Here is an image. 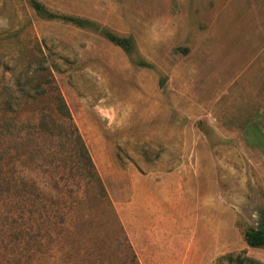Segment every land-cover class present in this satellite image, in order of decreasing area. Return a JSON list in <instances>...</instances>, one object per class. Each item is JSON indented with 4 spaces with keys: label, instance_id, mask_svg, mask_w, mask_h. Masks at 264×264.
Segmentation results:
<instances>
[{
    "label": "rangeland",
    "instance_id": "rangeland-1",
    "mask_svg": "<svg viewBox=\"0 0 264 264\" xmlns=\"http://www.w3.org/2000/svg\"><path fill=\"white\" fill-rule=\"evenodd\" d=\"M27 1L0 0V98L40 60L47 89L0 135V264H264V0H37L86 26Z\"/></svg>",
    "mask_w": 264,
    "mask_h": 264
},
{
    "label": "trees",
    "instance_id": "trees-1",
    "mask_svg": "<svg viewBox=\"0 0 264 264\" xmlns=\"http://www.w3.org/2000/svg\"><path fill=\"white\" fill-rule=\"evenodd\" d=\"M27 2L36 16H39L41 19H60L77 26H86L88 24L87 20L79 17L52 13L37 0H28ZM106 35L113 43L122 47L124 50L129 48L130 41L128 38L118 37L109 32H106ZM46 69L47 67L44 64V60H40L30 70L20 68L14 76L12 85H9L8 87L1 86V88L8 89L9 92L4 97L0 98V105H2V107H0V135H3V130L8 131L13 127L17 128V130L21 129L17 126V115L14 114V112H16L15 108L19 105L22 97L30 94L34 97L47 89L45 87L41 88L40 83L37 81L31 85L28 84L32 81L34 74L44 72ZM23 78L27 79L22 81L21 79ZM47 83L49 84L50 80H47ZM48 87H52V85L49 84ZM54 101V111L57 116V121L55 122L57 123V126L60 127L59 130L63 131L65 128L63 134L67 137L71 144V154L76 159L75 167L77 168V173H84L86 178L90 180L94 179L96 174L93 163L80 134L71 122L72 117L64 99L60 94H57L55 95ZM47 121L46 116L41 115L38 121L28 128L46 131L48 129ZM52 122L54 121L52 120ZM244 240L250 247H264V213L261 214V220L258 226L249 227L245 230ZM231 261H234L235 264H261L258 260L249 257L237 256L231 259Z\"/></svg>",
    "mask_w": 264,
    "mask_h": 264
}]
</instances>
